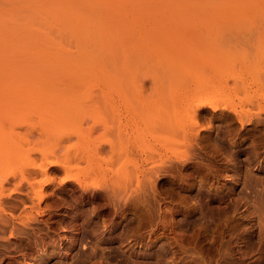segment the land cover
<instances>
[{
  "label": "rangeland",
  "instance_id": "1",
  "mask_svg": "<svg viewBox=\"0 0 264 264\" xmlns=\"http://www.w3.org/2000/svg\"><path fill=\"white\" fill-rule=\"evenodd\" d=\"M263 123L264 0H0V264H264Z\"/></svg>",
  "mask_w": 264,
  "mask_h": 264
},
{
  "label": "bare ground",
  "instance_id": "2",
  "mask_svg": "<svg viewBox=\"0 0 264 264\" xmlns=\"http://www.w3.org/2000/svg\"><path fill=\"white\" fill-rule=\"evenodd\" d=\"M215 90V89H214ZM212 91V90H211ZM216 91V90H215ZM219 91V90H218ZM207 92H209V91H207ZM207 92H205V95H206V93ZM212 92H214V91H212ZM211 92V93H212ZM215 93H217V92H215ZM218 93H220V91L218 92ZM213 94V93H212ZM211 94V95H212ZM208 96H209V94H208ZM227 107H229V106H226V108ZM219 108H220V106H219ZM223 108V107H222ZM221 109V108H220ZM225 109V108H224ZM228 109V108H227ZM231 110V112H234V108H231L230 109ZM223 111V110H222ZM229 111V110H228ZM220 114H222V116H228V115H230L231 113H230V111H229V113L228 114H226L224 111L223 112H221ZM254 121V120H253ZM252 120L250 121V122H253ZM259 121V120H258ZM261 122V121H260ZM254 123V122H253ZM258 124V123H257ZM264 124V123H263ZM244 125L243 124H241V128L243 127ZM256 128H257V126H256ZM254 129V128H253ZM38 175V174H41V173H39V172H36V171H34V172H31L30 174H29V177H31L32 175ZM42 175L44 176V180L40 183L41 184V187H40V189H42L43 188V186H44V184L46 183V184H50L51 183V177H49L48 175H47V173L46 172H42ZM126 175H128V174H126ZM13 176H14V174H13ZM74 176H76V175H74ZM23 177H25L24 175H23ZM23 177H22V179H23ZM68 177H70V175L68 174V173H66L65 174V178H68ZM27 178V177H26ZM25 178V179H26ZM21 179V180H22ZM106 179V178H105ZM108 180H111V178H107ZM143 179H146V176H145V178H143ZM75 180H77V178L75 179ZM104 180V179H103ZM102 180V181H103ZM147 180H145L143 183H142V189L143 190H141L142 191V198L144 199L145 198V196H146V188H147V182H146ZM104 184H105V188H106V182L107 181H105L104 180ZM245 182H246V180H245ZM102 183V182H101ZM107 184H108V182H107ZM29 186L31 187V188H33V183H29ZM102 186V185H101ZM109 186V188H110V185H108ZM103 187V186H102ZM103 187V188H104ZM251 187V186H250ZM102 188V189H103ZM137 189H138V185H137ZM111 190V191H110ZM110 190H108V188H107V195L109 196V199L110 200H108L109 202H111V204L112 205H114L115 204V202H116V197H118V195L120 194V191H116L113 187L112 188H110ZM149 192V191H148ZM39 195V198H38V200L40 201L42 198H43V196H42V194H38ZM47 196V195H46ZM206 203V202H205ZM116 205V204H115ZM114 205V206H115ZM204 206V205H203ZM28 235V234H27ZM99 241V240H98ZM84 245V244H83ZM83 249V248H82ZM94 251H92V253H93ZM91 255V254H90ZM90 255L88 256V258L90 257ZM102 255V254H101ZM101 258V257H100ZM102 258H105V257H102ZM78 260V259H77ZM71 264H78L75 260L71 263Z\"/></svg>",
  "mask_w": 264,
  "mask_h": 264
}]
</instances>
